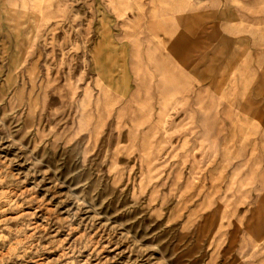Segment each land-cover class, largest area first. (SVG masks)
Listing matches in <instances>:
<instances>
[{"label":"rangeland","instance_id":"1","mask_svg":"<svg viewBox=\"0 0 264 264\" xmlns=\"http://www.w3.org/2000/svg\"><path fill=\"white\" fill-rule=\"evenodd\" d=\"M0 264H264V0H0Z\"/></svg>","mask_w":264,"mask_h":264}]
</instances>
